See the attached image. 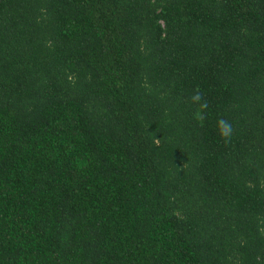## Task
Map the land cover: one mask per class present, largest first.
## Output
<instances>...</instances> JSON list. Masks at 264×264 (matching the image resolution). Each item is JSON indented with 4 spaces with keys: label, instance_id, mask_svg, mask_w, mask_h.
Listing matches in <instances>:
<instances>
[{
    "label": "trees",
    "instance_id": "1",
    "mask_svg": "<svg viewBox=\"0 0 264 264\" xmlns=\"http://www.w3.org/2000/svg\"><path fill=\"white\" fill-rule=\"evenodd\" d=\"M0 264H264V0H0Z\"/></svg>",
    "mask_w": 264,
    "mask_h": 264
},
{
    "label": "clouds",
    "instance_id": "2",
    "mask_svg": "<svg viewBox=\"0 0 264 264\" xmlns=\"http://www.w3.org/2000/svg\"><path fill=\"white\" fill-rule=\"evenodd\" d=\"M191 99L194 103L199 104V108L201 111L195 113V117L202 121L205 118V113L202 110L207 108V101L200 103V101L202 100V96L198 90ZM216 127L218 135L225 141V143L229 142L233 133V127L231 123L225 118L221 117L217 120Z\"/></svg>",
    "mask_w": 264,
    "mask_h": 264
}]
</instances>
